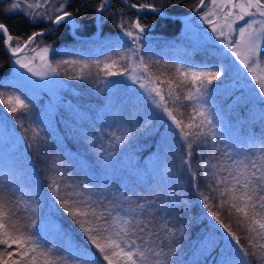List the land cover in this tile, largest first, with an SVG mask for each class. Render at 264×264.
<instances>
[{
  "label": "trees",
  "instance_id": "1",
  "mask_svg": "<svg viewBox=\"0 0 264 264\" xmlns=\"http://www.w3.org/2000/svg\"><path fill=\"white\" fill-rule=\"evenodd\" d=\"M42 1L44 0H33L32 3L41 4ZM108 1L107 8L98 13L96 9L102 0H49L40 13L45 18L31 20L25 14L28 12L27 9L7 11L13 0H0V23H4L14 37L11 41L12 47L18 43L21 46L32 33L49 28L51 23L47 17L57 15L56 9L60 5H65L66 10L72 13V36L68 32L70 22H62L52 31L36 37L22 53H31L37 47L49 48L50 66L55 69L59 83L67 90L65 92H69V89L74 91V95L66 94L77 108L67 114L74 115L76 112L74 118L68 116L66 120L72 126L66 128V124H60L59 116L55 114L51 117L54 129H50L52 126L45 127L41 118H37L35 114L40 108L35 106V102L41 101L40 97L26 100L28 109L15 114L5 111L0 106V118L5 128H11L15 134L14 150L9 153L20 167L29 166L33 174V178L25 183H18L14 178L0 172V189L3 197L16 211L22 224H29L33 219L36 221L31 232L45 247H51L54 255H61L69 261L78 255L77 251L69 250L79 249L87 250L90 255L96 256L99 264H106L98 249L91 244L80 227L60 208L57 195L51 187L53 180L57 181L61 195L69 190L65 185L90 184L96 189L94 194L96 198L101 194V190L106 189L103 195L114 201H119L120 194L129 196L133 206L147 201L151 206L141 219L152 221L153 231L157 233V237L154 238L157 239V243L163 241L164 256L159 259L165 260L167 264H224L233 254L230 245H234L225 228L240 239V245L249 252L247 259L250 264H257L256 256H259V251H256V256L252 255L254 250L249 246L248 234L237 215L234 212L230 214L226 208L217 207L220 201L209 191L210 181L203 176L198 166L200 160L195 152L191 170L196 172L197 178L196 180L191 178L189 165L182 163L180 155L182 147L178 134L169 133L172 125L168 116L151 113L149 105L143 98L129 104L132 98L129 92L131 88L125 87V91L128 92L125 94L123 91L110 92L109 87H103L110 78L121 76L105 75L103 65L110 62L108 58L118 61L112 71L122 72L129 67L127 61L119 60L118 54L131 47V42L123 35V31L136 20L145 28L139 43L140 52L149 63L148 75L153 80H156V77L183 79L175 72V68L181 66L190 69L189 65L180 61L178 63L175 57L167 59V48L161 47L167 39L176 36L181 23L159 17L149 10L125 7L119 0ZM199 1L127 0V3H150L162 13L184 16L189 14ZM205 4L187 21L193 27ZM95 21L99 30L98 35ZM121 22H126L125 29L119 27ZM4 39L0 34V100L4 95L13 96L14 89L6 83L12 56L6 53ZM140 57L139 55V59ZM135 58L137 60L138 56ZM190 58L197 64L221 65L219 58L207 52L206 48H199V52H194ZM62 61L87 62L90 67L84 71V78L79 79L75 78L81 75L79 66L63 64ZM257 64L264 80V59L258 60ZM140 73L142 76L145 75L143 72ZM222 75H226V80L221 82H228L230 76L225 69L222 70ZM156 84H159L158 80ZM235 84L237 89L224 99L222 106L230 103L226 110L227 118L231 123L238 122L237 137L241 138L240 143L235 142L236 138L234 141L229 138L222 141L221 137H217L215 142L221 149L228 144L249 155L250 148H242L245 143L242 135H250L259 141L264 139V99L244 88L241 72L235 74ZM160 87L167 92V84ZM188 90V87L178 89L181 96L186 95ZM128 104L134 105L136 110L135 108L128 110L129 106L126 109ZM195 105L194 100H181L177 104L170 102L168 106L170 108L179 106L180 111L185 114L184 119L187 123V114L192 112V106ZM80 114L88 118H80ZM81 129L84 133L80 132ZM65 131L69 134H66L67 139L62 144L59 134ZM74 133L76 137L80 135L82 140L79 141L81 138L72 140L75 138ZM165 135L169 137V146L162 148L161 138ZM117 137L120 138L119 141ZM208 139L209 143L213 142L212 138ZM112 147L117 150L109 154ZM123 147L127 150L125 155H121L120 152ZM205 195L209 196L207 201L209 207H205L203 199ZM212 212L217 213L219 224L213 219ZM44 217H48L54 227L53 231L47 227L49 237L41 234V221ZM221 224L224 227H221ZM55 227L62 230L59 232L63 238L67 235L72 238L70 249L64 247L61 239H56L55 234L58 232ZM168 229L172 232L168 233ZM155 250L159 251L160 248L157 247Z\"/></svg>",
  "mask_w": 264,
  "mask_h": 264
},
{
  "label": "snow or ice",
  "instance_id": "2",
  "mask_svg": "<svg viewBox=\"0 0 264 264\" xmlns=\"http://www.w3.org/2000/svg\"><path fill=\"white\" fill-rule=\"evenodd\" d=\"M124 2L127 3V0ZM44 3L47 4L48 0H44ZM107 4L108 0H102L96 11L103 12ZM204 4L205 0H200L197 7ZM212 4L214 11L219 10L224 21L223 25L213 22L208 16H202L201 19L211 26L213 32H218L220 37H225L229 33L236 34L225 47L249 73H252L253 65L258 60L264 59V50H262L264 0H212ZM129 6L138 10L148 9L153 12H161L150 3H133ZM40 7L42 4L39 2L33 4L25 3L24 0H13L7 11L34 10ZM56 11L57 15L47 17L50 23L60 25L65 21L72 22V13L66 10L65 5H60ZM25 14L31 20L45 18L35 11ZM254 17L260 19H254ZM240 21H244L243 25L239 24ZM125 23L121 22L119 27L125 29ZM144 31L145 28L139 20L132 22L123 31V35L131 42V47H127L125 52L118 55L119 60L127 61L129 67L122 72L112 71L118 61L108 58L110 62L103 65L105 75H128L133 83L143 80L140 87L146 89L150 95L154 94V97L159 98L158 100L153 98L152 103L157 108H162L170 119L172 127L169 129V133L178 134L182 147L180 153L182 163L189 165L191 178L193 180L197 178L196 172L191 170L192 157L195 152L200 160L198 166L203 172V176L210 181L209 191L214 193L220 201L217 207L226 208L230 214L234 212L237 215L248 234L249 246L254 250L252 255L256 256L258 250L260 254L256 256L257 264H264V243H260V241H264V139L261 140L259 146L253 145L252 149H248L250 155L232 149V146L228 144L221 149L215 142L216 124L209 110L200 103L192 106V112L187 114V123H185V114L180 111V107L170 108L169 103L177 104L181 100L199 101L206 95L209 85L221 77L222 72L221 70L197 71L176 66L175 72L183 79L171 80L156 77V80L159 81V84H156V80L148 75L149 63L143 57L139 60L133 59L140 55L139 41ZM0 34L5 38L4 44L10 48L14 56L22 51L19 43L16 47H12L11 41L14 37L4 23H0ZM41 35H43L41 32L32 33L24 41V46L31 44L36 37ZM40 51L43 53L40 58L47 64L46 56L49 49L45 47ZM16 63L29 72H33L29 62L18 58ZM61 63L78 65L81 75L75 78L79 79L84 78V71L90 67L87 62L82 61H62ZM98 65L99 62H97ZM52 71L54 72L55 69ZM137 72H143L145 75L138 76ZM47 74L33 72V75L42 78ZM252 79L257 80V76L253 74ZM258 82L259 94L264 96V81ZM164 84L168 85L166 93L160 87ZM185 87H188L189 90L186 95L181 96L178 89ZM192 87L195 88V92L191 91ZM4 103L8 105V111L14 114L26 111L29 107L25 100L19 96H9ZM209 137L213 138L212 143H209ZM116 139L120 140L119 137ZM168 140L167 135L161 138L162 148L169 146ZM206 152L207 157L205 158ZM51 187L57 195L60 208L80 227L91 244L98 249L106 264H167L165 260L159 259L164 256L163 241L157 243V239L154 238L157 237V233L153 231L152 221L141 219L147 208L151 206L147 201L136 203L133 206L131 198L125 194H120L119 201H114L103 195L107 191L106 189L101 190V194L96 198L94 196L96 189L90 184L65 185L69 190L64 195L58 191L59 185L56 180L52 181ZM203 199L205 207H209L207 203L209 196L205 195ZM211 215L219 224L217 213L212 212ZM35 223L36 221L33 219L29 224H22L16 211L5 200L2 189H0V264H99L96 256L90 255L87 250L77 249L78 255L73 256L71 261L61 255H54L53 249L45 247L31 232ZM221 227L224 225L221 224ZM167 232L171 233L172 230L168 229ZM225 232L234 241V245H230L233 254L224 264H250L247 259L249 252L240 245V239L227 228H225ZM157 247L160 248L159 251L155 250ZM152 257L157 259H152Z\"/></svg>",
  "mask_w": 264,
  "mask_h": 264
},
{
  "label": "rangeland",
  "instance_id": "3",
  "mask_svg": "<svg viewBox=\"0 0 264 264\" xmlns=\"http://www.w3.org/2000/svg\"><path fill=\"white\" fill-rule=\"evenodd\" d=\"M33 0H24L25 3H32ZM36 1V0H34ZM39 1V0H37ZM43 2V3H42ZM41 4L42 7L34 9V10H28V12L35 11V12H42L43 6L46 5L44 1H42ZM49 2V0H48ZM37 3V2H35ZM26 11V9H24ZM202 16H208L209 19H211L215 23H219L223 25L224 21L223 18L219 14V10L216 9L214 11V6L212 4V0H207V3L203 7V9L200 11L199 15L196 18V21L194 22V27L190 22H182L179 27V31L176 34V36L172 39H167L163 44L162 48H167V59H171L172 57H175L178 61L187 63L190 67V69L197 70V71H208L211 70H222L225 69V72L227 75L230 76V79L228 82H221L226 80L224 75H221L216 81H213L212 85H209L207 89L206 95L200 99L199 101L194 100L197 103L203 104L204 108L208 109L214 123L216 124L215 132H216V138L221 137L220 139L222 141H225L226 138H229L233 140L236 138V143H240L241 138H238V122H230L227 118V106L230 105L228 103L226 106H222V103L224 102V99L227 98L233 91L237 89V85L235 84V74H238L241 72V78L244 83V88H246L250 93L255 94L259 98L261 97L264 99V96H261L260 93V87L258 81H264L259 73V67L258 64L255 63L253 65V72L249 73L247 69L244 68L243 65L239 63V60L232 55L231 51L225 47L227 42L232 39L233 36H235V33H229L225 37H220L218 32H213L211 26L206 23L204 20L201 19ZM248 19L247 17L245 18ZM254 19H260L259 17H254ZM244 21H240L239 24L243 25ZM227 32V29H225ZM154 46V44H152ZM16 47V46H13ZM158 46L157 50H159ZM45 47H37L35 51H32L31 53H21L18 56L12 57L10 61V69L8 74L6 75V83L12 86L13 89V96H19L21 99H24L25 101L32 98H38L40 97L42 100H37L35 102V106L40 107L37 109L35 114L37 115V118H41L42 124H45V127H49L50 129L53 128V120L52 116L57 115L59 116L58 120L60 121V124H66V128L70 125V122H66L67 118L71 117L74 118L76 112L71 113V115H67L71 111L77 110L76 104L71 103L73 101L69 96H67L69 93L70 96L74 95V91L69 89V92H65V90L61 84L58 81V75H56L55 72H53L51 67H48L47 65H50L49 63V56H50V49L46 56L47 64L45 63V60H42L40 58L43 53H41V49ZM199 48H206L207 52L209 51L213 55L217 56L221 62V65H210L206 66L203 63L197 64L196 62H193V60L190 58L192 57V54L194 52H199ZM9 51L10 48H7ZM262 50H264V41H262ZM141 57L143 56L142 52H140ZM140 57V58H141ZM21 59L25 62H29V66L33 69V72H44L48 73L47 75L40 77L37 75H33V72H29L27 69L22 68L20 64L16 63L17 59ZM134 60H136L135 57H133ZM139 60V56L137 58ZM186 60V61H185ZM180 61V62H179ZM190 61V62H189ZM193 65H190V64ZM241 66V68H240ZM255 74L257 76V80L252 79V75ZM136 75L141 76L142 74L140 72H137ZM233 76V77H232ZM232 77V79H231ZM144 81L141 80L139 83H133L132 80L129 78L128 75H121L117 76L115 78H110L108 82L103 84V87L105 88L109 87L110 92H116V91H123L125 94L128 92L125 91V87L131 88L130 89V95L131 99L130 102H137L139 98H143V100L149 105L148 108H150V112H154L157 116L164 115L162 108H157L153 103L152 99L154 98L153 95H150L146 89H143L140 87V83H143ZM221 82V83H218ZM125 88V89H124ZM124 89V90H123ZM129 90V89H128ZM136 91V92H135ZM193 92H195V88L193 87ZM65 93V95H64ZM43 98L45 99L43 101ZM156 98V97H155ZM7 95H4L2 99L0 100V106L5 110L8 111V105L4 103L5 100H7ZM158 100V99H157ZM126 101V100H125ZM129 104L127 105L126 109L128 108ZM135 108L134 105L129 106V109ZM59 109V110H58ZM58 110V112H57ZM136 110V108H135ZM144 110V109H143ZM146 111V110H144ZM9 112V111H8ZM98 114L100 111H97ZM149 112V111H148ZM63 113V114H62ZM145 114V113H144ZM155 115V116H156ZM69 116V117H68ZM154 116V115H153ZM165 116H167L165 114ZM80 118H88L86 115L80 114ZM121 118V117H118ZM251 120V119H250ZM249 120V121H250ZM252 121V120H251ZM229 124L230 127H229ZM258 129V128H257ZM68 131V130H67ZM84 130H80L81 133ZM237 134H236V133ZM65 132H61L59 134L60 143L64 144L66 141ZM73 134L72 140L80 139L81 136ZM235 134V135H234ZM245 140V143L243 144L242 148H253V145L259 146L260 142L259 140L253 139L254 137H250V135H242ZM249 137V138H248ZM212 138V137H210ZM213 139V138H212ZM82 138L79 140L81 141ZM234 141V140H233ZM71 143V142H70ZM15 146V134L11 130V128H5L3 120L0 118V172L4 173L5 175H8L15 180H17L18 183H25L28 179L33 178V174L30 170V167L25 165V167H20V164L17 163L14 160V157H12L9 153V151L14 150ZM240 146V145H239ZM232 149H235L232 147ZM241 149V147H240ZM116 148L114 149L112 147V150H110L108 153H113ZM236 150V149H235ZM121 155L127 154V150L123 147L120 149ZM250 155V153H249ZM50 231L54 230V227H52V222L48 217L42 218L41 221V234H45L49 237L47 232L48 228ZM55 230L58 232L56 235L57 240H62L64 247L68 250L70 249V246L72 245V238L67 235V237L63 238L57 227H55ZM69 251H76V250H69Z\"/></svg>",
  "mask_w": 264,
  "mask_h": 264
},
{
  "label": "water",
  "instance_id": "4",
  "mask_svg": "<svg viewBox=\"0 0 264 264\" xmlns=\"http://www.w3.org/2000/svg\"><path fill=\"white\" fill-rule=\"evenodd\" d=\"M119 2H120V4L121 5H123V6H125V7H128V8H131L129 5V3H125L124 2V0H119ZM205 2H206V0H205ZM200 4V1H199V3L197 4V5H199ZM109 5V1H108V4L106 5V8H107V6ZM105 8V9H106ZM202 8V6L201 7H195L189 14H187V15H184V16H174V15H168V14H165V13H162V12H154L157 16H159V17H162V18H165V19H172V20H175V21H177V22H179V23H182V22H186V21H188L189 19H191L195 14H197L198 12H199V10ZM131 9H136V8H131ZM136 10H138V9H136ZM143 10H148V9H143ZM149 11H151V10H149ZM153 12V11H152ZM55 26L56 25H54V24H52L51 23V25H50V27L49 28H47V29H45V30H42V31H38V32H41V33H43V34H46V33H48V32H50V31H52L54 28H55ZM72 26H73V20H72V22H70V24H69V28H68V32H69V34L72 36V33H71V28H72ZM95 26H96V28H97V22L95 21ZM99 34V30H98V28H97V30H96V35H98ZM27 40V39H26ZM25 40V41H26ZM21 47H22V51L25 49V46H24V42H23V44L21 45ZM8 46H6L5 45V50H6V53L9 55V56H12V57H15V56H18L21 52H19V53H17L15 56L12 54V51H9L8 49Z\"/></svg>",
  "mask_w": 264,
  "mask_h": 264
},
{
  "label": "bare ground",
  "instance_id": "5",
  "mask_svg": "<svg viewBox=\"0 0 264 264\" xmlns=\"http://www.w3.org/2000/svg\"><path fill=\"white\" fill-rule=\"evenodd\" d=\"M23 51H24V50H23ZM21 53H22V52H21ZM21 53H20V54H21ZM20 54H19V55H20Z\"/></svg>",
  "mask_w": 264,
  "mask_h": 264
}]
</instances>
